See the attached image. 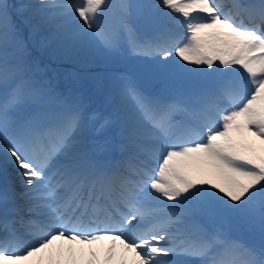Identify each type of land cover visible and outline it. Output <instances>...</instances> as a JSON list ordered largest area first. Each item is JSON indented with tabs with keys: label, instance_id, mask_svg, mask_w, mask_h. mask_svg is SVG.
<instances>
[{
	"label": "snow or ice",
	"instance_id": "snow-or-ice-1",
	"mask_svg": "<svg viewBox=\"0 0 264 264\" xmlns=\"http://www.w3.org/2000/svg\"><path fill=\"white\" fill-rule=\"evenodd\" d=\"M28 7L56 21L42 44L109 56L126 45L130 58L151 57L144 71L175 94L146 95L118 77L135 109L99 122L88 145L95 117L76 100L48 111L51 90L26 76L24 30H37ZM0 92V168L20 181L0 193L11 203L0 213V264H60L57 240L69 254L108 240L105 264L116 241L133 264H264V0H0ZM237 227L260 245L233 239Z\"/></svg>",
	"mask_w": 264,
	"mask_h": 264
},
{
	"label": "rangeland",
	"instance_id": "rangeland-1",
	"mask_svg": "<svg viewBox=\"0 0 264 264\" xmlns=\"http://www.w3.org/2000/svg\"><path fill=\"white\" fill-rule=\"evenodd\" d=\"M112 2L114 4L119 3V0H112ZM144 2L157 4L159 0H142V3ZM8 3L11 4L9 0ZM32 24L37 26L38 28V24L36 22ZM56 30H57L56 21H54L53 29L50 32L40 31L35 35L37 42L40 45H45L41 43L42 37H51L56 32ZM46 44L49 45V49L52 51L54 57L57 58L58 61H60L58 65H63L65 62L70 63L67 66V70L70 73L68 76L65 75L64 88L63 90H60L47 81L46 70L44 69V66L40 62H38L36 58L32 60H29L28 57L26 56L24 58L26 76L32 78L33 80L39 83L46 85L53 94L50 103L51 105L49 104L47 106L48 111H53V112L57 111L59 108V105L57 103L58 101L72 102L73 100L79 101V103L83 106L85 116L89 118L95 117L96 115L105 118V116H103L105 115L104 112L106 108L109 107L110 105L116 108L117 111L120 112L119 115L121 116L125 114H130L134 111L135 109L134 102L131 99L121 95L119 90L120 84L118 77L122 75H129L130 77H132L136 81V84L140 89L139 86L140 82L133 75H131L129 71H127V67L122 66L120 68H112V67L100 68L96 63L93 64V61H97L98 58H102L108 55H104L101 54L100 52H95L91 50L82 51L81 53H79V50H76L69 54L63 50V48L59 45V43L55 39L49 40ZM77 52L78 55H80L78 61L74 60L75 57H77L76 54ZM113 56L120 59L121 61L120 64H123L124 62L126 63L127 60H133V58H130L129 53L126 50V45L125 47L121 48L120 54ZM137 59L138 61L148 63L150 67H152L151 57H139ZM76 65L79 67H77ZM52 73L53 76L54 75L57 76L58 70L54 69ZM79 73L87 74L85 76L87 79L86 83H82V81L77 78V76L81 75ZM152 75L158 81L155 87V91H154L155 93L153 94L147 93L140 89L142 92H144L146 95H153V96L175 94V87L171 82H168L167 80L163 81L165 80L164 78L162 82H159V79L161 77L156 76L154 74ZM100 88L101 89L104 88L107 90L103 92L104 89L100 90ZM2 98H3L2 92H0V99ZM33 108L34 106L28 105L24 108V111L31 112ZM99 121L100 120H98L97 123H99ZM87 129L90 130L89 128ZM248 139L255 140V138L251 136H249ZM7 167L10 169L11 174L17 175L16 172L13 173L14 170L10 165ZM17 182L18 184L20 183L19 179H17ZM16 188H19V186H17ZM247 232L255 234V232L249 231L242 227L240 228L237 227L236 229L233 230L231 235L233 239L249 246L244 240L245 238L244 235H246ZM92 251L96 253V257L93 258L89 256L88 257L89 264L90 262L91 264H102V255L105 250L98 248L96 251L95 250ZM47 256H49V254ZM120 258L116 259V262H118Z\"/></svg>",
	"mask_w": 264,
	"mask_h": 264
},
{
	"label": "bare ground",
	"instance_id": "bare-ground-1",
	"mask_svg": "<svg viewBox=\"0 0 264 264\" xmlns=\"http://www.w3.org/2000/svg\"><path fill=\"white\" fill-rule=\"evenodd\" d=\"M105 119H107V118L106 117L104 118V117L98 116V115L95 116L94 120L89 119L88 123H87V128L90 129L89 132H93L95 127L98 126V124H97L98 120H100V122H101V121H103ZM110 131H111V129H109L107 131V133H105V134L106 135L110 134L109 136H111V132ZM94 134L97 136V139L101 138V137H99L96 134L95 131H94ZM97 139H96L95 136H92L89 139L87 138L88 142H92V144H93V141L97 140ZM14 172L15 171H13V173ZM17 179H19L18 176L16 174L15 175L11 174L10 173V169L8 167L0 168V193H3L9 187H13V188H15V190L17 192H19L20 191V183L18 184ZM17 186H19V188H16ZM1 204L2 203H0V211L2 210ZM110 243L111 242L108 241V240L100 241V242L94 243L93 245H78V244L74 243V244L71 245L72 254H69L68 251H67L68 248H69L68 243L66 241L57 240V241L53 242V245H52L50 251L52 253H55V251L57 249L63 250V255L60 257V264H89V259H88V257L90 256L89 255V249H92V250H95V251L98 248L99 249H104L105 251H104V253L102 255V264H105V258H106L107 250H108V247H109ZM115 244H116V247L113 250L114 251V258H113V260L109 261L108 264H118V262H116V259H118L120 257L124 258V260L126 261V264H133L132 253L125 252L123 250L122 246L120 245L119 241H116ZM48 254H49V252H47V251L43 254L46 262L49 259V256H47ZM92 263H93V261H92Z\"/></svg>",
	"mask_w": 264,
	"mask_h": 264
},
{
	"label": "trees",
	"instance_id": "trees-1",
	"mask_svg": "<svg viewBox=\"0 0 264 264\" xmlns=\"http://www.w3.org/2000/svg\"><path fill=\"white\" fill-rule=\"evenodd\" d=\"M9 1L11 2L12 5H20V4L34 5L38 3V0H9ZM23 15L24 17L29 18L32 23L36 22L38 24V28L34 34L32 33L31 29L24 30V39L26 40V43H27L28 55L31 57L37 56L40 59V61L47 66L49 64H52L54 61L53 59H51V56H52L51 51L48 49V47L44 45L43 46L38 45L35 35L40 31L50 32L53 29L54 21L52 23L53 25L42 23L39 17L35 15L34 9L31 7L26 8L24 10ZM81 52L82 50H79V53ZM76 54H77V57H75V59L78 60L80 55H78V52ZM108 58L109 57H107L106 59ZM106 59H100L101 60L100 64L102 66L106 65L105 64ZM111 60L108 59V61H111ZM129 66H130V71L132 72L133 75H135L138 78L139 81H144V84L147 86L155 85V78L153 77V75L144 71V69L150 68V65L148 63H142L137 60H132L129 62ZM49 80H51L52 82H54L55 84L61 87L63 86V82L60 78L57 79V81H55L50 77Z\"/></svg>",
	"mask_w": 264,
	"mask_h": 264
},
{
	"label": "water",
	"instance_id": "water-1",
	"mask_svg": "<svg viewBox=\"0 0 264 264\" xmlns=\"http://www.w3.org/2000/svg\"><path fill=\"white\" fill-rule=\"evenodd\" d=\"M142 25H143V22H142ZM143 27H144V25H143Z\"/></svg>",
	"mask_w": 264,
	"mask_h": 264
}]
</instances>
